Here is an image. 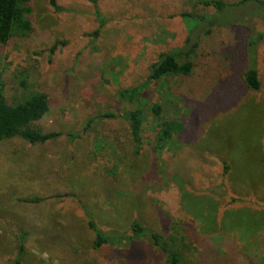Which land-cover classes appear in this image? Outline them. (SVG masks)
Here are the masks:
<instances>
[{
    "label": "rangeland",
    "instance_id": "1",
    "mask_svg": "<svg viewBox=\"0 0 264 264\" xmlns=\"http://www.w3.org/2000/svg\"><path fill=\"white\" fill-rule=\"evenodd\" d=\"M56 1L62 10L32 0V32L0 46V92L10 103L48 94L51 111L36 126L60 134L1 144L0 264L16 257L22 233L21 264H165L143 238L95 250L87 213L106 232L130 235L137 221L172 238L184 264H264V44L260 91L242 81L246 39L264 31L257 6L229 10L235 24L206 38L201 0ZM187 43H199L180 60L193 73L147 84L135 103L144 113L137 155L121 117L134 107L118 92Z\"/></svg>",
    "mask_w": 264,
    "mask_h": 264
},
{
    "label": "trees",
    "instance_id": "2",
    "mask_svg": "<svg viewBox=\"0 0 264 264\" xmlns=\"http://www.w3.org/2000/svg\"><path fill=\"white\" fill-rule=\"evenodd\" d=\"M32 0H0V46H8L13 41L15 33L18 31L30 33L33 30L32 23L28 18L31 9L28 4ZM50 6L57 11L62 10L57 6L56 0H48ZM93 7L97 9L99 0H88ZM205 6L210 12L198 16L200 22L203 23L205 37L210 38L216 27L233 26L235 21L233 18L226 16L229 10L236 7L255 4L257 9L252 14L258 17L264 25V0H241L236 4H230L222 0H201L199 2ZM242 23V22H240ZM238 24V23H237ZM98 36V32L94 33ZM264 44V31H254L246 39V51L251 59L250 66L243 73L245 87L252 91H260L261 81L256 63L258 48ZM199 47V43H187L182 49H174L159 55L157 61L151 66L147 81L139 86L122 89L118 92V99L123 103L133 105V109L123 112L121 117L127 121L128 129L134 143V149L137 155L140 154L142 147V130L144 123L143 110L135 103L138 102L144 92L147 84L161 80L171 75L189 76L194 71V62H181V58L190 57ZM1 84L0 92V147L1 144L15 138H20L30 145L46 144L47 142L60 136L59 133H44L36 124L42 121L51 111L50 96L43 92H36L29 95L23 101L17 103L8 102L4 95ZM159 108L156 112L159 114ZM171 136L170 129L164 130V137L168 139ZM225 169L229 168L225 166ZM43 200L39 198H30L24 200L28 204L41 203ZM88 219V228L93 231L95 241L93 248L95 250L104 245H132L138 239L143 238L149 241L152 248H155L162 256H164L165 264H184L183 258L174 250L172 244L174 240L164 239V235L151 233L139 222L135 221L131 224V234L118 231L106 232L102 230L93 217L89 213L86 214ZM27 234H21L19 250L10 260V264H21V258L25 252V239ZM131 252V251H130Z\"/></svg>",
    "mask_w": 264,
    "mask_h": 264
}]
</instances>
